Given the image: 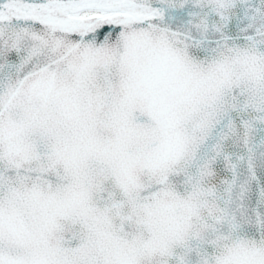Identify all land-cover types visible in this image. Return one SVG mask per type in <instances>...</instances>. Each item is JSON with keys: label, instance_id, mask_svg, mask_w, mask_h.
<instances>
[{"label": "snow or ice", "instance_id": "obj_1", "mask_svg": "<svg viewBox=\"0 0 264 264\" xmlns=\"http://www.w3.org/2000/svg\"><path fill=\"white\" fill-rule=\"evenodd\" d=\"M0 264H264V0H0Z\"/></svg>", "mask_w": 264, "mask_h": 264}]
</instances>
